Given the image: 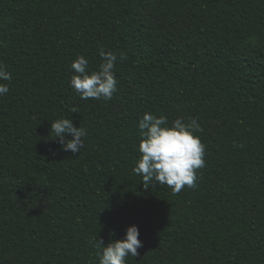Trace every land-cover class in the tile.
I'll list each match as a JSON object with an SVG mask.
<instances>
[{
  "label": "trees",
  "instance_id": "1",
  "mask_svg": "<svg viewBox=\"0 0 264 264\" xmlns=\"http://www.w3.org/2000/svg\"><path fill=\"white\" fill-rule=\"evenodd\" d=\"M101 48L117 91L81 99L71 63L97 71ZM0 63V264H99L95 239L131 225L127 264H264V0H0ZM145 112L200 123L195 187L133 172ZM61 117L86 131L77 154Z\"/></svg>",
  "mask_w": 264,
  "mask_h": 264
},
{
  "label": "clouds",
  "instance_id": "2",
  "mask_svg": "<svg viewBox=\"0 0 264 264\" xmlns=\"http://www.w3.org/2000/svg\"><path fill=\"white\" fill-rule=\"evenodd\" d=\"M101 63L97 71H89L88 60L84 56L76 57L71 68L73 75L70 87L81 99L110 100L117 91L115 64L117 55L112 51L100 49ZM123 53L119 59H125ZM12 74L0 63V97L8 94L6 81H11ZM75 112V109H72ZM141 137L138 151L141 153L133 172L142 176V183L149 187L167 185L173 193H179L185 186L193 188L198 179L197 170L205 166V145L197 133L202 127L196 118L187 122L181 117L169 122L167 116H156L145 112L138 123ZM51 131L58 139L62 150L77 154L84 146L86 131L76 127L72 119L61 117L51 123ZM138 226L131 225L121 240L109 242L95 239L99 264H127L126 258L139 255L142 242Z\"/></svg>",
  "mask_w": 264,
  "mask_h": 264
},
{
  "label": "rangeland",
  "instance_id": "3",
  "mask_svg": "<svg viewBox=\"0 0 264 264\" xmlns=\"http://www.w3.org/2000/svg\"><path fill=\"white\" fill-rule=\"evenodd\" d=\"M180 27H183L182 23H180V22H175L173 24V26L164 24L163 26H161V31L164 32V33H171V32H174V30H176L177 28H180Z\"/></svg>",
  "mask_w": 264,
  "mask_h": 264
}]
</instances>
